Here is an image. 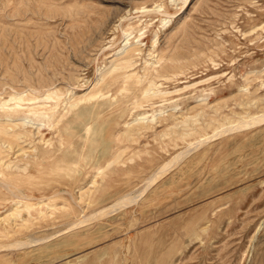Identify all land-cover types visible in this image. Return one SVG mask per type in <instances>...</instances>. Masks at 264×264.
Listing matches in <instances>:
<instances>
[{
    "label": "rangeland",
    "instance_id": "rangeland-1",
    "mask_svg": "<svg viewBox=\"0 0 264 264\" xmlns=\"http://www.w3.org/2000/svg\"><path fill=\"white\" fill-rule=\"evenodd\" d=\"M0 124V264H264V0H0Z\"/></svg>",
    "mask_w": 264,
    "mask_h": 264
},
{
    "label": "bare ground",
    "instance_id": "bare-ground-1",
    "mask_svg": "<svg viewBox=\"0 0 264 264\" xmlns=\"http://www.w3.org/2000/svg\"><path fill=\"white\" fill-rule=\"evenodd\" d=\"M148 24H150V23H148ZM123 33H125V32H123ZM128 35H129V33L128 32H126ZM139 34V33H138ZM156 35V34H155ZM133 36V35H132ZM125 38V37H124ZM136 40H140V39H137L136 38ZM135 41V40H134ZM128 43V42H127ZM135 44V43H134ZM127 47V46H126ZM130 47V46H129ZM125 51V50H124ZM126 52V51H125ZM116 53V52H115ZM138 53V52H137ZM124 54V53H123ZM140 58V57H139ZM132 59V58H131ZM135 60V59H134ZM125 61V60H124ZM118 62V61H117ZM131 62V61H130ZM110 63V62H109ZM112 64V63H111ZM117 64V63H116ZM131 64V63H130ZM119 68H120V66H119ZM111 69V68H110ZM111 71V70H110ZM119 71V70H118ZM108 72V71H107ZM110 73V72H109ZM132 73V72H131ZM131 73H129V74H131ZM135 74V73H134ZM162 74V73H161ZM99 79V78H98ZM139 79V78H138ZM103 81V80H102ZM146 81V80H145ZM140 83V82H139ZM188 86V85H187ZM53 88V87H52ZM28 89V88H27ZM3 90H4V88H3ZM14 90V89H13ZM32 90V89H31ZM47 90V89H46ZM174 91V90H173ZM24 92V91H23ZM34 92V91H33ZM118 92H119V90H118ZM143 92V91H142ZM45 93H46V91H45ZM144 93V92H143ZM159 93H161V92H159ZM166 93V92H165ZM26 94V93H25ZM50 94V93H49ZM51 94H53V92H51ZM60 94H62V93H60ZM85 94V93H84ZM142 94V93H141ZM145 94V93H144ZM157 94H158V92H157ZM22 95V94H21ZM48 95V94H47ZM97 95V97H98V95L99 94H96ZM103 95V94H102ZM109 95V94H108ZM149 95V94H148ZM156 95V94H155ZM105 96V95H104ZM11 98L8 100V101H4L5 103L4 104H6V103H8V102H12V101H14V107H19L20 106V103L23 101V98L21 97V96H10ZM46 97V96H45ZM60 97V96H59ZM82 97V96H81ZM95 97V96H94ZM94 97H92V98H94ZM141 97V96H140ZM44 98V97H43ZM48 98V97H47ZM104 98V97H103ZM41 99V98H40ZM89 99V98H88ZM90 99H91V97H90ZM100 99V98H99ZM38 100V99H37ZM49 100V99H48ZM83 100V99H82ZM84 100H85V98H84ZM39 101V100H38ZM43 101V100H42ZM91 101V100H90ZM34 102H36V101H34ZM68 102V101H67ZM79 102H80V100H79ZM82 102V101H81ZM26 103V102H25ZM63 103V102H62ZM78 103V102H77ZM2 104V103H1ZM3 104V105H4ZM66 104H68V103H66ZM162 104V103H161ZM73 105H74V103H73ZM146 105V104H145ZM159 105V104H158ZM7 106V105H6ZM12 106V105H11ZM42 106V105H41ZM64 106V105H63ZM70 106V105H69ZM76 107V106H75ZM7 108V107H6ZM12 109V108H11ZM68 109H70V108H68ZM63 110V109H62ZM29 113V112H28ZM65 113V112H64ZM115 114H117V113H115ZM113 116V115H112ZM60 117V116H59ZM109 117H111V115L109 116ZM108 117V118H109ZM108 118H106V119H108ZM5 119V118H4ZM27 119V118H26ZM9 120V119H8ZM24 120V119H23ZM30 120V119H29ZM58 120V119H57ZM56 120V121H57ZM4 121H6V120H4ZM8 122V121H7ZM13 122H16V121H13ZM27 122V121H26ZM18 124V123H17ZM25 124V123H24ZM27 124V123H26ZM38 124H40L39 122H38ZM42 124V123H41ZM1 125V124H0ZM7 125V124H6ZM43 125V124H42ZM29 126V125H28ZM17 127H19L18 125H17ZM54 127V126H53ZM88 128V127H87ZM4 129V128H3ZM8 130V129H7ZM10 130H12V128L10 129ZM1 131V130H0ZM5 131V130H4ZM88 132V131H87ZM8 133V132H7ZM19 134V133H18ZM2 135V134H1ZM9 136V135H8ZM28 136V135H27ZM16 137H20V136H16ZM23 137H24V134H23ZM2 138V137H1ZM31 140V139H30ZM45 142V141H44ZM50 142V141H49ZM49 142H47V143H49ZM10 143V142H9ZM51 145V144H50ZM34 150V149H33ZM6 169V168H5ZM55 198V197H54ZM51 200V199H50ZM32 203V202H31ZM24 206V205H23ZM39 206V205H38ZM36 207V206H35ZM101 254H103V253H101ZM58 256V255H57ZM52 258V257H51Z\"/></svg>",
    "mask_w": 264,
    "mask_h": 264
}]
</instances>
